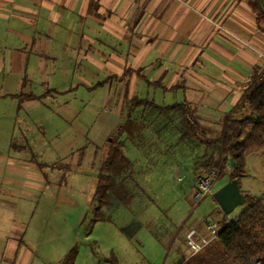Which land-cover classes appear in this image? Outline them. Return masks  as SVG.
<instances>
[{
    "label": "crops",
    "instance_id": "obj_1",
    "mask_svg": "<svg viewBox=\"0 0 264 264\" xmlns=\"http://www.w3.org/2000/svg\"><path fill=\"white\" fill-rule=\"evenodd\" d=\"M263 73L264 18L252 0H0V264H39L28 210L14 201L44 188L27 153L30 103L67 114L64 102L106 101L114 115L99 149L129 139L119 133L128 117L150 137L155 121L145 118L158 113L141 106L131 114L126 102L184 104L217 122ZM36 114L32 124L42 126ZM177 133L178 148L188 149Z\"/></svg>",
    "mask_w": 264,
    "mask_h": 264
},
{
    "label": "rangeland",
    "instance_id": "obj_2",
    "mask_svg": "<svg viewBox=\"0 0 264 264\" xmlns=\"http://www.w3.org/2000/svg\"><path fill=\"white\" fill-rule=\"evenodd\" d=\"M252 5L264 18L255 0ZM45 103H30L25 112L32 125L25 133L27 153L45 179L41 182L44 188L30 189L35 196L14 199L28 210L24 225L29 226L33 261L63 264L74 249L73 264H178L191 252L184 240L190 228L206 235L205 221L230 222L246 209V202H242L226 214L213 197V192L228 181L232 172L229 165L221 177L219 169H212L211 193L194 203L197 178L207 171H194L201 147L179 149L175 142L178 112L166 113L170 118L158 112L156 118L146 117L147 124L155 121L149 124L151 134L146 140L142 138L143 124H137L133 140L125 128L123 135L130 141L124 138L123 152L131 166L116 178L117 187L107 191L109 203L99 206L97 176L106 148L96 146L103 141L106 144L101 138L112 124L113 109L98 98L93 103L64 102L67 114L57 105ZM128 108L132 114L141 106L129 101L125 103L127 112ZM36 113L44 116L42 126L32 124ZM193 119L208 136L218 135L220 120ZM125 124L127 121L122 126ZM263 184L264 152L246 158L245 175L239 179L241 190L253 197L264 194ZM99 215L102 217L96 219Z\"/></svg>",
    "mask_w": 264,
    "mask_h": 264
},
{
    "label": "trees",
    "instance_id": "obj_3",
    "mask_svg": "<svg viewBox=\"0 0 264 264\" xmlns=\"http://www.w3.org/2000/svg\"><path fill=\"white\" fill-rule=\"evenodd\" d=\"M261 3L264 7V0ZM259 13L262 14L260 11ZM132 101L133 105L142 106L143 111L150 109L158 112V115L167 116L166 113L176 111L179 113V141L188 146L201 147L193 165L196 173L200 168H204L206 173H211L216 168L220 170L221 177L225 165H229L232 172L228 180L236 178L239 183V179L245 175L246 158L264 152V73L249 80L235 110L220 119L218 135L215 137L208 136L201 129L194 121L189 107L184 104L163 108L147 100ZM167 117L170 118L169 115ZM126 121L127 124L120 127L119 133H124L126 128L133 140L137 123L130 117ZM123 147V141L118 137H111V141L107 143L105 158L99 165L97 176L99 206L109 203L107 191L117 187L116 178L126 174L127 168L131 166ZM241 192L245 197L246 209L230 222H219L218 236L201 252L178 264H264V195L253 197L245 191ZM101 217L99 215L96 219ZM73 251L74 249L66 255L63 264H73Z\"/></svg>",
    "mask_w": 264,
    "mask_h": 264
},
{
    "label": "built area",
    "instance_id": "obj_4",
    "mask_svg": "<svg viewBox=\"0 0 264 264\" xmlns=\"http://www.w3.org/2000/svg\"><path fill=\"white\" fill-rule=\"evenodd\" d=\"M213 173H214V170H212L211 173L200 175L197 178V181H196L197 184L195 188L196 192L194 196L195 204L198 203L199 200L202 199L204 196L211 193L210 185L212 183L213 178L211 176ZM263 188H264V184H263ZM204 226L207 231L206 235H201L194 229L189 230L185 235V239L191 250L190 256L201 251L205 246H207L213 239H215L218 236L220 228L216 222L205 221ZM140 264H147V263H140ZM151 264H160V263L157 262V263H151Z\"/></svg>",
    "mask_w": 264,
    "mask_h": 264
},
{
    "label": "water",
    "instance_id": "obj_5",
    "mask_svg": "<svg viewBox=\"0 0 264 264\" xmlns=\"http://www.w3.org/2000/svg\"><path fill=\"white\" fill-rule=\"evenodd\" d=\"M257 9L264 15V7L261 0H256ZM213 197L224 213H230L239 203L245 202L236 178L228 180L213 192Z\"/></svg>",
    "mask_w": 264,
    "mask_h": 264
}]
</instances>
